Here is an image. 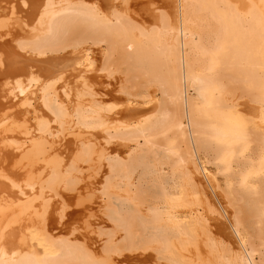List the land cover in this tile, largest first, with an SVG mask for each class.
<instances>
[{
  "label": "bare ground",
  "instance_id": "bare-ground-1",
  "mask_svg": "<svg viewBox=\"0 0 264 264\" xmlns=\"http://www.w3.org/2000/svg\"><path fill=\"white\" fill-rule=\"evenodd\" d=\"M126 258L264 264V0H0V264Z\"/></svg>",
  "mask_w": 264,
  "mask_h": 264
},
{
  "label": "rangeland",
  "instance_id": "rangeland-1",
  "mask_svg": "<svg viewBox=\"0 0 264 264\" xmlns=\"http://www.w3.org/2000/svg\"><path fill=\"white\" fill-rule=\"evenodd\" d=\"M107 212L108 211L105 208H103V207H100L97 210L98 218H100V220L102 222V224H100V225H102L103 226L102 228L105 229V230H107V229L113 230L114 227L112 226L111 220L109 219V215H107ZM219 218H222V216H219ZM98 236L99 235H95V237H98ZM100 238L105 239L106 235H102ZM96 240H97V238L94 241H96ZM101 241L104 242V240H101ZM232 244H233L234 247L236 246L234 243H232ZM125 254L127 256H131L132 255L130 252H125ZM140 254H142V256H144L145 258H148V255L154 254V252L149 250L148 252L140 253ZM126 259H128L130 261V262H128V264H136V263L138 264V263H140V261L144 260V259L140 260V259H131V258H126ZM145 260H148V259H145Z\"/></svg>",
  "mask_w": 264,
  "mask_h": 264
}]
</instances>
